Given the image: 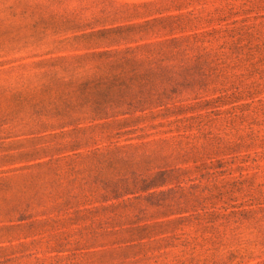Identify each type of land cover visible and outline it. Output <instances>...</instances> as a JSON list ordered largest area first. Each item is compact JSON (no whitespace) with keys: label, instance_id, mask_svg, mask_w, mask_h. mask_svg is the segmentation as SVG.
<instances>
[{"label":"rangeland","instance_id":"obj_1","mask_svg":"<svg viewBox=\"0 0 264 264\" xmlns=\"http://www.w3.org/2000/svg\"><path fill=\"white\" fill-rule=\"evenodd\" d=\"M0 264H264V0H0Z\"/></svg>","mask_w":264,"mask_h":264}]
</instances>
